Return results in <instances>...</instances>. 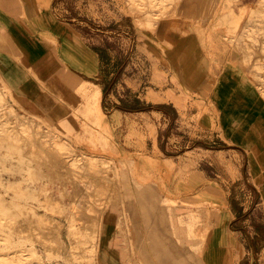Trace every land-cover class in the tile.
<instances>
[{
  "label": "rangeland",
  "instance_id": "374dc122",
  "mask_svg": "<svg viewBox=\"0 0 264 264\" xmlns=\"http://www.w3.org/2000/svg\"><path fill=\"white\" fill-rule=\"evenodd\" d=\"M130 2L49 0L48 17L74 25L97 58V79L82 77L103 89L102 116L73 87L61 118L27 114L0 77V124L11 117L19 132L26 121L47 142L42 151L28 141L0 147V264H188L189 249L199 264L194 248L216 213L225 255L216 244L205 264H264V196L249 183L257 182L254 147L234 144L245 122L217 107L218 80L230 76L249 83L264 107V0ZM159 19L173 33L159 44L195 52L216 82L184 86L157 53ZM39 39L59 79L54 39ZM105 212L103 250L99 226L95 243L75 249L70 231H91Z\"/></svg>",
  "mask_w": 264,
  "mask_h": 264
},
{
  "label": "crops",
  "instance_id": "0c3cea01",
  "mask_svg": "<svg viewBox=\"0 0 264 264\" xmlns=\"http://www.w3.org/2000/svg\"><path fill=\"white\" fill-rule=\"evenodd\" d=\"M48 12L49 0H0V77L10 89L20 110L46 120L52 117L61 118L60 115L64 113V108L61 107L64 105L62 98L65 97V88L73 87L81 91L85 104L87 97L89 98L96 88L101 89V101L104 94L100 84L92 85V82L82 77L85 75L90 80H96L100 70L92 50L81 46L77 28L61 18L50 19ZM158 28L156 32L159 37L154 39V44L159 49L157 53L163 61L173 67L174 73L185 87L204 88L216 80L213 72L203 69L202 62L195 59V52L186 54L183 49L170 50L159 44L173 37V33L166 22H163L162 28L157 31ZM41 35L54 39L49 44L55 48V55L60 62L57 64L62 72L59 79V69L55 64L51 65L53 61L46 55L49 46L40 41ZM218 82L217 87L223 92L220 94L222 101L217 103V107L224 114L227 111L233 112V119L238 118L241 124L245 122L234 132L233 142L254 147L251 150L255 156L251 158L248 154V157L249 168L254 170L257 182L249 180V183L256 192L264 196V136L261 140L257 139V131L264 127V107L253 87L244 80L230 76L221 78ZM100 107L103 112L102 104ZM107 130L109 126L106 122ZM244 150L246 153L251 152L250 149ZM214 216L219 219L215 220ZM214 216L209 228L212 241L210 253L212 248L220 243L219 251L224 250L223 241L226 240V234L219 226L221 217L217 213ZM186 260L187 256L184 257V261Z\"/></svg>",
  "mask_w": 264,
  "mask_h": 264
},
{
  "label": "bare ground",
  "instance_id": "6f19581e",
  "mask_svg": "<svg viewBox=\"0 0 264 264\" xmlns=\"http://www.w3.org/2000/svg\"><path fill=\"white\" fill-rule=\"evenodd\" d=\"M139 1H141V0H139ZM137 2H138V0H131V2H130L131 4L130 5L135 6ZM132 6H131V8H132ZM135 7H137V6H135ZM135 7L133 8V10H136ZM161 17H163V16H161ZM161 20H163V19H159V21H161ZM162 25H163L162 21L160 23L156 22V25H154L153 28H156V26H157L160 29V28H162ZM2 96H3V94L0 91V100H2ZM101 97H102L101 89L97 88L95 90V92L91 95V97L88 100V105L90 106V108L91 109L96 108V110H97V112L99 113L100 116H102L101 107H100ZM11 112L13 113V111H11ZM7 121L8 122H5V123L3 122L2 125L0 124V147H6V145H7V146H14V147L20 148L22 146L21 142L28 141V143H30V145L32 147L37 148L39 151L43 150V146L47 142L44 141L43 138L41 139V137L40 138L36 137L35 134L40 135L37 132L39 130V128L36 130V128H33V126L30 125V123L21 120L20 123H18L21 131L18 132L16 130L15 126L11 127V128L8 127L9 122L13 121V119L11 117H8ZM56 138L57 137L55 135L53 137L54 145L55 146H59L60 141L58 139H56ZM59 139H61V141L63 140V138H61L60 136H59ZM212 216H211V218H212ZM214 219L218 220L219 218L214 216ZM111 220H112L111 216L108 215V212H105L102 215L100 222H99V220L96 221V222H99V223L96 224L95 222H93V229L91 231L88 232L87 229H83L82 230V228H74V230H71L70 234H71L72 238L74 237V239L78 242V245L75 246V249L83 247V245H85V243H87V242L93 241L95 243V241L98 240L97 232H98V226H99V231H100V235H99V243H100V245L99 246L103 250V248L105 247V245L107 244V242L109 240L108 232H109V228L111 226ZM200 235H201V239L199 240V244L197 246V249L194 248V251L198 252L197 253V257H198L197 261L199 262V264H205V260H207V258L210 259L209 257L211 256L210 246L212 244V241H210L211 237H210V234H209V228H206L204 233L203 234L201 233ZM192 250H193V247H192ZM190 251H191V249H189V251H188V253L190 255L187 256V252H186V256H187V260L191 263L192 262L191 260L193 258H192V255H191ZM97 252H98V255H99V251L98 250H97ZM219 254L222 257V259H224L223 258V256L225 255L224 250H220ZM142 257H143V259H142L143 261H147L146 255H144Z\"/></svg>",
  "mask_w": 264,
  "mask_h": 264
}]
</instances>
